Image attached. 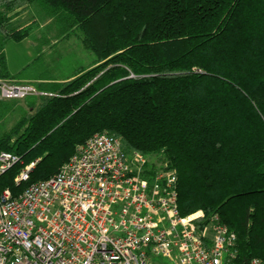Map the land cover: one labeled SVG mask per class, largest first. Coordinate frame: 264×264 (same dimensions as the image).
I'll return each mask as SVG.
<instances>
[{
    "label": "trees",
    "instance_id": "trees-1",
    "mask_svg": "<svg viewBox=\"0 0 264 264\" xmlns=\"http://www.w3.org/2000/svg\"><path fill=\"white\" fill-rule=\"evenodd\" d=\"M34 6L94 62L38 85L45 94L8 130L18 103L0 102V154L20 158L0 192L20 195L114 132L124 151L176 171L182 216L218 215L237 236V263L264 262V0H0L1 78L5 44L39 26L12 28V13Z\"/></svg>",
    "mask_w": 264,
    "mask_h": 264
},
{
    "label": "built area",
    "instance_id": "built-area-1",
    "mask_svg": "<svg viewBox=\"0 0 264 264\" xmlns=\"http://www.w3.org/2000/svg\"><path fill=\"white\" fill-rule=\"evenodd\" d=\"M44 94L0 77V102ZM19 161L1 153L0 175ZM177 184L167 164L97 133L47 180L0 192V264H238L236 234L218 215L182 216Z\"/></svg>",
    "mask_w": 264,
    "mask_h": 264
},
{
    "label": "rangeland",
    "instance_id": "rangeland-1",
    "mask_svg": "<svg viewBox=\"0 0 264 264\" xmlns=\"http://www.w3.org/2000/svg\"><path fill=\"white\" fill-rule=\"evenodd\" d=\"M25 12L21 20L23 24L35 26L38 23L39 25L38 28L34 29V37L31 39L38 43L34 46V44H27L26 42H21L22 44L13 42L14 44L8 49L9 57L12 59L15 67L30 62L21 78L35 76L51 80H64L73 75L74 71L80 67L87 69L91 67L94 62V56L82 46L76 34H73L69 38L63 37L58 39L54 28L52 30L49 29L51 20L45 18L39 7L34 6L30 10H25ZM22 23L20 26L23 25ZM23 47L26 48L23 49ZM40 51L41 53H39ZM20 83L28 82L23 81ZM33 97L37 96L34 95L26 99L16 100L18 105L15 108V113L8 117L4 130H8L28 111L26 102ZM146 158L157 167L162 165L158 157Z\"/></svg>",
    "mask_w": 264,
    "mask_h": 264
},
{
    "label": "crops",
    "instance_id": "crops-1",
    "mask_svg": "<svg viewBox=\"0 0 264 264\" xmlns=\"http://www.w3.org/2000/svg\"><path fill=\"white\" fill-rule=\"evenodd\" d=\"M25 13H26L25 11L12 13V20H11V27L12 28H22V27L27 26V24H23L22 23L23 21H21L22 20V17L25 15ZM21 23L23 25L20 26ZM22 42H26L27 44H29V43L30 44H34V46H36L35 44L38 43V42H36L34 40H31V39H26V40H24ZM14 43H13V41H11V42H7L5 44L4 52H5L6 67H7V70H8L9 77H4L3 79H7V80H10V81H13V82H23V81H25V82H28V83L32 84L33 86H35L36 89L38 90V85H40L41 83H46V82H48L50 80L49 79H45V78H41V77H35V76L34 77H31V78H21L22 77L21 75L24 73V71L26 70V68L30 65V62L29 63L27 62V63L21 64V65L15 67V65L12 63V59L9 57V53H8L9 47L12 44H14ZM16 43L22 44L21 42H16ZM25 48L26 47H23V49H25ZM39 53H41V51ZM70 77H72V75L69 76L68 78H70ZM39 92H41V91H39ZM15 101L16 100H7V101H3V103L4 104H7V105H11Z\"/></svg>",
    "mask_w": 264,
    "mask_h": 264
}]
</instances>
